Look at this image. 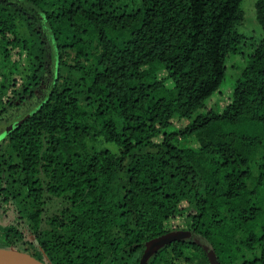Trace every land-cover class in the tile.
Here are the masks:
<instances>
[{"label": "trees", "instance_id": "obj_1", "mask_svg": "<svg viewBox=\"0 0 264 264\" xmlns=\"http://www.w3.org/2000/svg\"><path fill=\"white\" fill-rule=\"evenodd\" d=\"M240 1L0 0V132L29 113L0 138L1 248L137 264L186 229L145 264H208L201 244L264 264V0L259 35L237 29Z\"/></svg>", "mask_w": 264, "mask_h": 264}, {"label": "water", "instance_id": "obj_2", "mask_svg": "<svg viewBox=\"0 0 264 264\" xmlns=\"http://www.w3.org/2000/svg\"><path fill=\"white\" fill-rule=\"evenodd\" d=\"M29 113L24 114L21 118L12 120L5 124L0 132V138L7 134L10 130L19 125ZM190 231L186 229H172L161 233L157 236L149 238L143 242V248L138 258L137 264H145L147 259L154 254L159 248L170 243L171 241L186 239L190 237ZM205 252L208 264H218L215 253L212 248L206 244H201ZM0 264H48L40 261L25 251L17 250L14 247H0Z\"/></svg>", "mask_w": 264, "mask_h": 264}, {"label": "rangeland", "instance_id": "obj_3", "mask_svg": "<svg viewBox=\"0 0 264 264\" xmlns=\"http://www.w3.org/2000/svg\"><path fill=\"white\" fill-rule=\"evenodd\" d=\"M253 3H254V0H241L240 1L239 6L243 12V20L241 24L237 25V29L238 30L240 29L242 31L244 30V32L247 34L259 35L260 29L254 19ZM245 60H246V54L241 53V52L234 54L231 57H228L225 59V63H224L225 77L218 91H216L208 99H206V102H205L206 107L212 108L215 111H220L223 105L227 102V98L230 96L232 83H233V76L238 71V67L244 64ZM163 74H164L163 70L161 69L156 71L157 77H162ZM11 110L12 109L8 107L7 113H11ZM2 116H4V114ZM173 123H174V126L176 127L183 124L181 120L173 121ZM188 140H189V144L190 143L194 144V142L190 141L191 139H188ZM1 177L3 176L1 175L0 178ZM0 183H2V180H0ZM6 223L7 222L3 224H6ZM168 223L169 224H167V226H174L175 224L183 225V221L181 218L174 219L173 221L171 220Z\"/></svg>", "mask_w": 264, "mask_h": 264}]
</instances>
